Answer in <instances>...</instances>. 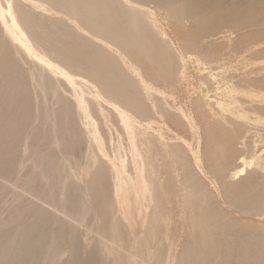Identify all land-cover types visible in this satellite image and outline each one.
<instances>
[{
    "label": "rangeland",
    "instance_id": "rangeland-1",
    "mask_svg": "<svg viewBox=\"0 0 264 264\" xmlns=\"http://www.w3.org/2000/svg\"><path fill=\"white\" fill-rule=\"evenodd\" d=\"M130 1L0 0V264H264V0Z\"/></svg>",
    "mask_w": 264,
    "mask_h": 264
},
{
    "label": "bare ground",
    "instance_id": "bare-ground-1",
    "mask_svg": "<svg viewBox=\"0 0 264 264\" xmlns=\"http://www.w3.org/2000/svg\"><path fill=\"white\" fill-rule=\"evenodd\" d=\"M42 1V7L45 8V6L47 7V2L49 4L50 3H54L56 7H58V10L57 11H75V23L79 26H83V27H86V28H92L90 29V31H98L100 32V28L102 27L101 26V23L98 19H95V18H91L89 20H87L85 18V15L86 14H90L92 11L94 10H97V6L96 4H86L85 6L83 4H76L75 2L73 4H69L68 2H66V0L64 1L63 4H60V3H57V2H54L53 0H41ZM111 1V0H110ZM114 1V0H113ZM128 9L132 11V15L136 18L137 16V19L136 21L138 20L139 16H141L144 12V9L143 8H139V7H136V6H131L129 4H131L132 2L130 0H128ZM127 4V3H126ZM13 5L11 4V6L9 7L8 9V13L10 15V19L9 21H6V12L1 8L0 9V26H2L4 28L3 32L4 34L6 35V37H8L10 40H12L14 43L17 42L18 45L24 49L25 51H27L30 55V57L36 59L38 61H40L43 66L45 68H47L48 70H50V72L52 74H58L60 73L61 75H67V73L63 70V68L60 66V64L58 63H55L53 62L52 60L44 57V56H41V54H39L38 52H36L33 48V44L32 42L30 41L29 39V36H28V32H26L23 27L21 26L20 22H19V19H18V16L15 13L14 11V7H12ZM51 6V5H50ZM54 6V8H55ZM48 8V7H47ZM46 9V8H45ZM49 9V8H48ZM51 9V8H50ZM57 9V8H56ZM55 10V9H54ZM103 10V9H102ZM20 12V17L22 19V12ZM68 13V12H67ZM146 14V13H145ZM83 15V16H82ZM97 16V15H95ZM84 18V19H83ZM148 18V15H146V19ZM108 19V18H106ZM84 20V21H83ZM86 20V21H85ZM111 21V20H110ZM126 22V21H125ZM115 25V24H114ZM113 25V26H114ZM126 25V24H125ZM128 25V23H127ZM105 26V25H104ZM129 26V25H128ZM106 27V26H105ZM132 27V26H131ZM133 27L134 24H133ZM107 29V27H106ZM121 29V28H120ZM119 31V30H118ZM1 34V33H0ZM103 35H106V34H98V36L102 39V40H105L107 42H114L116 45L118 44H126L127 43V46H131L132 43H134L133 41H130V40H123L122 36L119 34V33H111V34H108V36H103ZM16 43V44H17ZM119 46V45H118ZM122 47V46H121ZM124 48V47H123ZM105 50V49H104ZM127 53V52H126ZM127 55H129V53H127ZM130 56V55H129ZM121 61V60H120ZM137 65V64H136ZM135 66V65H134ZM141 70V69H140ZM67 77V76H66ZM68 81L71 83V84H75L76 81L71 78L69 76L68 78ZM143 91L147 94V95H150L148 94V91L145 87H143ZM165 102V100H164ZM164 104V103H163ZM80 107H83L81 102L79 103ZM167 105V104H166ZM171 110V109H170ZM168 111V110H167ZM256 111V110H255ZM125 124L131 128H134V126H136V124L130 120H126L124 121ZM126 126V127H127ZM130 136H135V133L132 132V135L130 133ZM134 149L135 148V145H134ZM143 168V166L141 167ZM137 169V172L140 174V168H136ZM245 172V167H242L239 171H237V173H240L243 174ZM143 176V175H142ZM119 179V178H118ZM120 186H117L116 189H115V193H117V195L121 194L122 197H127L125 195H123L125 192H127L128 188L132 187V185L129 183L128 180H126L125 178H121L120 177ZM131 181V180H130ZM133 185H136L138 188H135V191H134V194H136L137 196H140V192L142 191H145L147 190V187H146V180H145V177L143 176V178L140 180L137 179L136 182L134 181H131ZM131 185V186H130ZM120 196V197H121ZM118 199V198H117ZM124 199V198H122ZM210 212V211H209ZM209 221V220H208ZM236 228V227H235ZM241 233V232H240Z\"/></svg>",
    "mask_w": 264,
    "mask_h": 264
}]
</instances>
